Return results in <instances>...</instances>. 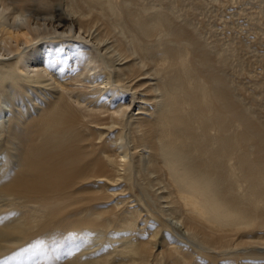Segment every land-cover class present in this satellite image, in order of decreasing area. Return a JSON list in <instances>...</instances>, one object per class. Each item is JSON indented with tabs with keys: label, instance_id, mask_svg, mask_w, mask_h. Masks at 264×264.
Instances as JSON below:
<instances>
[{
	"label": "bare ground",
	"instance_id": "obj_1",
	"mask_svg": "<svg viewBox=\"0 0 264 264\" xmlns=\"http://www.w3.org/2000/svg\"><path fill=\"white\" fill-rule=\"evenodd\" d=\"M182 1L9 0L36 20L72 21L86 49L74 48L78 60L67 64L61 40L42 44L30 60L48 78L29 74L18 56L0 60L11 165L0 201L26 207L30 218L0 217V261L10 249L35 257L49 227L97 237L111 218L130 231L141 215L147 226L131 235L93 244L84 234L65 243L62 259L51 252L43 263L226 264L244 250L257 258L240 264H264V120L231 84L230 43L204 39ZM189 3L192 13L203 8ZM103 77L135 99L134 111L122 101L106 106L107 96L97 107L78 105L81 92L101 93ZM134 186L139 204L129 199ZM104 198L113 207L107 216L96 204ZM170 225L202 251L174 239Z\"/></svg>",
	"mask_w": 264,
	"mask_h": 264
},
{
	"label": "rangeland",
	"instance_id": "obj_2",
	"mask_svg": "<svg viewBox=\"0 0 264 264\" xmlns=\"http://www.w3.org/2000/svg\"><path fill=\"white\" fill-rule=\"evenodd\" d=\"M200 1L203 2L205 5L202 3L203 8L197 12L192 13L191 7L189 6L190 5L189 0H188V3H185V2H187V0H185V2L182 1V3H184V6H181V9L186 14V16L192 15L191 18H192L193 22L197 23L198 27L199 26L201 27L200 28L201 34H202L204 39H206L208 41L217 40V41H220L221 43H225V44L230 43V45H231L230 47L232 48V52H233L232 55L233 56H231L232 59H230V65L227 68V70H229L228 76H229V79L231 81V84L234 85V87L236 86L235 87L236 90L240 93V95L242 93L243 96L241 95V97L243 99L245 98L244 99L245 102H247L251 106H254L255 108L251 107V106L250 107L253 109H257V111L256 110L255 111L258 112L257 114L260 115L261 118H263L262 120H264V106L263 107L262 106L257 107V105L255 104V101L256 100L258 101V98H259V100L264 99V0H200ZM13 8L15 10L21 9L18 6H13ZM36 21L42 27L46 25V28L43 32H39L37 35L33 36V39H38L39 43L35 44L31 48L25 49L23 53H21L20 55H17L18 56L17 58L19 59V64L22 66H25V64L28 63L27 70L30 71L29 74H33L36 71H38V73L40 74V77L44 76L43 78H45V77L48 78L49 76L46 75L47 71H44V69L42 68V64H40L41 63L40 60L39 59L30 60L31 54H34V55L38 54L39 55V47L42 44L49 43V44H51L50 47H52V46H54V43H59L60 41L58 42V40H61L60 43H63L62 44V46H63L62 50L68 52V54H67L68 62L66 60L67 64L73 63L75 61V59L78 60L77 57H79V56L77 55L78 53L74 52L75 51L74 48H78L79 50H82V49L84 50V49H86V47H83L84 46L83 41H76V40L81 39V37L79 36L80 31H79V29H77L78 28L77 25H75L72 21H65L63 24H57L56 22H50V21L43 20V19H41V20L38 19ZM58 36H60V37H58ZM77 37L79 39H77ZM45 38H47V40ZM70 38H71V40H70ZM75 38H76V40H74ZM82 38L85 39L84 37H82ZM70 41H73V42H70ZM67 43H69V44H67ZM85 43H88V42H85ZM89 43H90V41H89ZM71 45H73V46H71ZM234 46H235V48H234ZM72 56H74V57H72ZM15 57L16 56H14L13 58H15ZM28 57H30V58H28ZM68 68H70V67H68ZM69 72L72 73L73 70H71V71L66 70V73H64L65 75L63 74V76L68 77L69 75H71V73H69ZM66 74H68V75H66ZM109 81H110L109 78L103 77V82L101 83V86H103V88H102L101 93L99 95H97V97L90 96L89 98L85 99L82 96L83 92H81L80 96H79L80 97L79 101L82 104L78 103V105L81 108L84 107V109L86 107H88V108H91L94 106L97 107L98 103H103L105 101L102 98L107 96V100H109L108 101L109 105L107 104L106 106H111L114 103H116L117 101H122L129 106L128 110L134 111L135 110V105H134L135 99L133 100V97H131V95L128 93L121 95L123 93H118L116 91L111 90L110 88H113L114 86L112 87V84H110L111 82L109 83ZM94 93H95L94 91H91L88 94L92 95ZM251 96H253L254 98ZM0 99H1L0 104L2 106L4 105L3 107H5V109H6V106H7L5 104L6 101L4 100V98L0 97ZM2 103H4V104H2ZM88 108H86V109H88ZM258 109H260V110H258ZM0 113L2 115H4L5 117H7L4 110H3V113L2 112H0ZM2 115H1L0 119L2 118ZM4 116H3L4 121H2L3 120L2 119L0 122V142H1L0 143V145H1L0 146V148H1L0 153L4 152L3 154H0V156H1L0 157L1 158L0 159V178L5 176V174L7 173V170L10 169L9 166H11V165H9V163H6L7 157L5 156L6 151H7V141H6V137H5V135H6V131H5L6 124H5V117ZM4 133H5V135H4ZM4 156L6 158H4ZM126 159H128V157H126ZM5 165H8V166H5ZM2 168H4V169H2ZM1 172H3V173H1ZM132 193H133V196L129 197V199L134 204H139L138 203L139 202V199H138L139 195H138L136 186H134ZM109 199L108 198L100 199L101 201L96 203L97 206H99V208L104 209L106 216L108 215L109 210H111L113 208L112 205H110L111 199L110 200ZM7 202H9V201H7L6 199L3 201H0V208H1L0 209V217H5L6 220H9V221H19L22 223H24V221H25V223L30 221V218L27 214L28 212L25 210L26 207H22L18 204L14 205L15 203L14 204H11V203L6 204L7 205L6 206L5 203H7ZM12 206H14V207H12ZM20 210H21V212H20ZM23 210H25V211H23ZM116 210H118V209H116ZM143 211H145V209L142 210L141 213H143ZM23 218H24V220H23ZM138 218H139V220H138ZM141 218H142V216L139 215V217H137L135 219L134 227H132L133 229L131 228L130 231H129V228H127V227H121L120 222L117 218H114V219L111 218V222L108 224V226L103 225V228H100V230H101L100 234H99L100 236H97V237H96L97 234H93L92 236H89L87 233H83V231H82L83 229L78 231L77 229H75V227L63 228L64 225L57 227V228L49 227L50 230H49V228L46 229L48 234L46 232H44V233H41L39 236V237L43 238L44 240L42 241V243H40L41 245L39 244V246H38L39 250L36 253L35 257H33V254L31 252H26V249L25 250L21 249L19 251H15L14 253H13V250L10 249V250H8L10 252L9 261H7V260L0 261V264H10V263L11 264L12 263L17 264V261H19L18 264H20V262H21V264H42L43 262L46 263L48 261L47 256L49 254H51V252H54V255H57L59 258L62 259L63 256L61 254H62V249H63L65 243H67L71 240L75 241L77 239H85V238L88 239L86 241H91V243H93V244H95L94 241L96 243H104L107 241V239L110 240L113 238L112 234L120 233V231H121V233L122 232L127 233V234L129 233V235H131V234L135 233L137 227H140L142 225L144 226V224L141 223ZM34 223L35 222H32L33 225H34ZM170 223H172V221H170ZM27 225L28 224H23V226H22L23 230L27 227ZM145 226H147V225H145ZM33 228L36 229L37 227H33ZM70 228H71V230H70ZM170 228H171V230H173L172 233L174 235L173 236L174 239L176 238L178 240H181L183 243L188 244L192 248V250H195L196 252L202 251V250H200V247L198 246V244H196L193 240L189 239L188 237H185V235H183V233L180 232L178 229L175 230V227H173L172 225H170ZM57 229L59 232H57ZM68 230L73 231L72 235L69 234L71 232H69ZM55 231H56V235L54 234ZM52 233H53V235H52ZM61 233H64L65 235L61 234ZM84 234H86L85 238H84ZM87 235L90 238H87ZM28 246H29V249H31L33 247V244L30 243V245H28ZM238 252H239V256L238 255L237 256L232 255L229 257L227 256V258L225 260L226 264H240V260H241L240 258L241 257L250 256L249 251L239 250ZM6 253H7V250H6ZM30 257H32V258H30ZM36 257H38V258L36 259ZM221 258H223V257H221ZM250 258L254 259L257 257L250 256ZM213 261H215L216 263H219V261H217V260H213Z\"/></svg>",
	"mask_w": 264,
	"mask_h": 264
},
{
	"label": "clouds",
	"instance_id": "obj_3",
	"mask_svg": "<svg viewBox=\"0 0 264 264\" xmlns=\"http://www.w3.org/2000/svg\"><path fill=\"white\" fill-rule=\"evenodd\" d=\"M45 28L30 12L15 10L9 0H0V60L12 59L39 43L33 36Z\"/></svg>",
	"mask_w": 264,
	"mask_h": 264
}]
</instances>
